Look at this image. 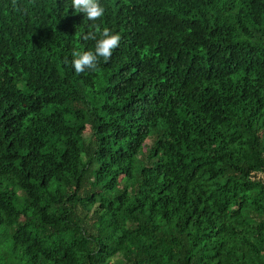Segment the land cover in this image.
Masks as SVG:
<instances>
[{
    "label": "trees",
    "instance_id": "trees-1",
    "mask_svg": "<svg viewBox=\"0 0 264 264\" xmlns=\"http://www.w3.org/2000/svg\"><path fill=\"white\" fill-rule=\"evenodd\" d=\"M16 2L0 264H264V0ZM93 23L121 41L77 74Z\"/></svg>",
    "mask_w": 264,
    "mask_h": 264
},
{
    "label": "clouds",
    "instance_id": "clouds-1",
    "mask_svg": "<svg viewBox=\"0 0 264 264\" xmlns=\"http://www.w3.org/2000/svg\"><path fill=\"white\" fill-rule=\"evenodd\" d=\"M72 9L75 13H83L89 21H97L105 12L104 7L99 0H71ZM13 8H17L16 0H12ZM26 11V10H25ZM92 31L83 36L85 40H94L95 47L93 50L72 51L71 66L77 74L85 71V69L96 70L99 58H103L105 62L110 60L113 51L119 47L121 36L113 34L107 27L101 28L99 24L91 25ZM65 63H68L67 59Z\"/></svg>",
    "mask_w": 264,
    "mask_h": 264
}]
</instances>
